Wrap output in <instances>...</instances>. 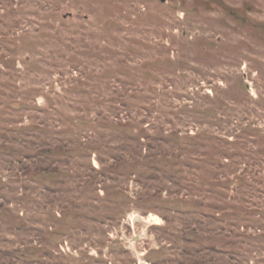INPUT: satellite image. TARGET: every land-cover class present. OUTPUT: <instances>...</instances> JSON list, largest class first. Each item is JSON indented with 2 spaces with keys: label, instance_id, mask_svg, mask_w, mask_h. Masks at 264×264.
Listing matches in <instances>:
<instances>
[{
  "label": "rangeland",
  "instance_id": "374dc122",
  "mask_svg": "<svg viewBox=\"0 0 264 264\" xmlns=\"http://www.w3.org/2000/svg\"><path fill=\"white\" fill-rule=\"evenodd\" d=\"M0 264H264V0H0Z\"/></svg>",
  "mask_w": 264,
  "mask_h": 264
}]
</instances>
